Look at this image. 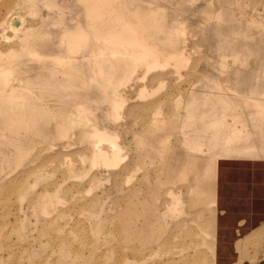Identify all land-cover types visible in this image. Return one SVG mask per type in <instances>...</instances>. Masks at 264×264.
Masks as SVG:
<instances>
[{
	"label": "rangeland",
	"instance_id": "rangeland-1",
	"mask_svg": "<svg viewBox=\"0 0 264 264\" xmlns=\"http://www.w3.org/2000/svg\"><path fill=\"white\" fill-rule=\"evenodd\" d=\"M96 1L0 0V264L264 261V0Z\"/></svg>",
	"mask_w": 264,
	"mask_h": 264
},
{
	"label": "bare ground",
	"instance_id": "bare-ground-1",
	"mask_svg": "<svg viewBox=\"0 0 264 264\" xmlns=\"http://www.w3.org/2000/svg\"><path fill=\"white\" fill-rule=\"evenodd\" d=\"M112 0H105L104 1V4L106 5V7L109 8V10H114L115 7L113 6L112 4ZM99 5H102L100 4L99 2H97L96 0H88V3L86 4V7L87 9H89L90 7H92V12L96 13L97 14V17L100 19V12H98V9L97 8H100ZM108 10V11H109ZM111 12V11H110ZM113 12H116L115 10ZM119 14H122L120 13V11H118ZM111 14V13H110ZM117 14H115L116 16ZM104 24V23H103ZM100 23V20H99V24H98V28L102 29V25ZM129 26H131L130 24H128ZM21 26H22V21L21 19L17 18V17H11L8 22H7V25H6V31H4L3 33V37H5L7 40H13L19 30L21 29ZM95 26V25H94ZM104 27V26H103ZM134 27V26H133ZM136 28V27H134ZM111 32V31H109ZM5 39V40H6ZM73 39V43L74 45H79L81 43L80 41V38L79 37H76V38H72ZM111 39V37H110ZM113 39H116V40H125V45L128 47L130 46L129 48H125L123 49L125 52H129V56L133 59L134 62H137V63H140L142 62L143 60H146V59H150L151 62L149 64L150 67H156L157 65L160 64L161 60L155 56V54L151 53L152 51L150 50V54L148 55L146 52H139L134 50V46L138 43L134 37L128 32V31H121V32H118L116 34L115 37H113ZM10 53H12L11 51H9ZM13 54V53H12ZM14 55V54H13ZM1 56V55H0ZM13 57V56H11ZM6 62V61H5ZM3 64V63H2ZM11 64V63H10ZM1 66V64H0ZM6 66V65H4ZM7 71V69H6ZM75 75V74H74ZM77 77V76H76ZM75 78V77H74ZM79 79V78H78ZM2 80V79H0ZM76 80V79H75ZM68 83V82H67ZM66 84V83H65ZM69 84V83H68ZM67 85V84H66ZM79 85V84H78ZM127 86L129 85L128 83L126 84ZM125 85V86H126ZM19 87V86H18ZM62 88V87H61ZM129 88H131L129 86ZM128 88V89H129ZM22 89H24L22 87ZM64 89V88H63ZM66 89V88H65ZM21 91V90H20ZM25 91V89L23 90ZM255 91V90H254ZM257 91V90H256ZM262 93V92H261ZM26 94V93H25ZM264 94V93H263ZM262 94V95H263ZM24 95V94H23ZM22 96V95H21ZM264 96V95H263ZM262 101H264V97L261 98ZM12 103H15V106L14 105H10ZM18 103H21V100H20V96H19V93L14 89V88H11L10 89H7L6 88V83L3 82V83H0V118L3 120V123L8 125V127L10 126L11 128H17L19 127V125L22 124V120L26 119V120H32V119H38L37 118V115L35 113H32V114H29L28 116H24L23 114V111L25 109H27L26 111L30 112L29 108L27 107H22V106H18ZM254 103V102H253ZM39 109V108H38ZM41 111V109H40ZM261 113V112H260ZM18 129V128H17ZM17 133V131H16ZM95 137H97L98 139H105V140H108V141H113L112 139L110 138H107V136H105L104 134H97L95 133L94 134ZM107 144V143H106ZM108 145V144H107ZM106 147V145H105ZM103 147L102 150H100V154H106V152H103V150H106V148ZM111 147V146H110ZM111 151L113 150V147L110 149ZM118 150V149H117ZM110 151V152H111ZM109 152H107L106 155H108ZM45 205L42 204L41 206V209L43 211H45ZM47 209V207H46ZM156 216V215H155Z\"/></svg>",
	"mask_w": 264,
	"mask_h": 264
},
{
	"label": "crops",
	"instance_id": "crops-1",
	"mask_svg": "<svg viewBox=\"0 0 264 264\" xmlns=\"http://www.w3.org/2000/svg\"><path fill=\"white\" fill-rule=\"evenodd\" d=\"M241 264H264V261H262V262H246V263H241Z\"/></svg>",
	"mask_w": 264,
	"mask_h": 264
}]
</instances>
